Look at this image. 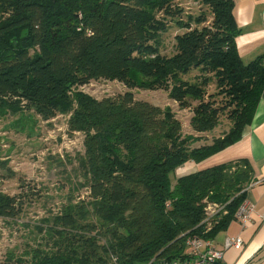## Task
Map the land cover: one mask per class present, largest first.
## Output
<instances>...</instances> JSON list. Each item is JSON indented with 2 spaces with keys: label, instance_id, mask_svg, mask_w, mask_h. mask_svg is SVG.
Here are the masks:
<instances>
[{
  "label": "trees",
  "instance_id": "obj_1",
  "mask_svg": "<svg viewBox=\"0 0 264 264\" xmlns=\"http://www.w3.org/2000/svg\"><path fill=\"white\" fill-rule=\"evenodd\" d=\"M197 1L208 11L185 13L177 0H0V116L67 115L68 132L84 135L72 162L89 191L41 219L42 242L0 264L183 260L189 237L213 238L236 218L252 181L247 159L171 177L241 140L264 91V55L245 63L238 51L234 1ZM170 20L182 31L167 55ZM99 79L129 90L96 98L79 89ZM136 87L165 90L190 108L195 132L183 133L171 106L137 99ZM223 114L230 129L196 146ZM209 202L227 212L206 231ZM22 203L0 191V217H17Z\"/></svg>",
  "mask_w": 264,
  "mask_h": 264
},
{
  "label": "rangeland",
  "instance_id": "obj_2",
  "mask_svg": "<svg viewBox=\"0 0 264 264\" xmlns=\"http://www.w3.org/2000/svg\"><path fill=\"white\" fill-rule=\"evenodd\" d=\"M177 3L184 8L185 13L197 15L208 11L197 0H177ZM169 25L163 47V53L167 55L175 52V36L182 31L171 20ZM196 74L198 71L191 73L192 76ZM79 89L96 98L116 96L129 90L120 81L106 79L92 80L79 86ZM132 91L137 99L161 107L171 106L182 122L183 133L195 132L190 126L191 109H181L176 101L168 97L167 91L138 87ZM214 91L215 84H210L208 92ZM24 113L28 120H18L20 116L12 113L0 116V191L18 196L23 202L17 217H0V263L6 260L10 251L21 254L25 249L42 242V235L37 230V226L42 224L41 219L57 213L68 197L80 199L89 194L88 189L80 185L79 176L74 175L72 162L77 153L84 151V135L68 132L67 115L44 120L33 112ZM231 125L229 116L223 114L221 124L213 131L201 134V140L195 145L210 142L218 134L228 131ZM185 167L183 164L171 174L174 181ZM28 193H31V202L28 201Z\"/></svg>",
  "mask_w": 264,
  "mask_h": 264
},
{
  "label": "crops",
  "instance_id": "obj_3",
  "mask_svg": "<svg viewBox=\"0 0 264 264\" xmlns=\"http://www.w3.org/2000/svg\"><path fill=\"white\" fill-rule=\"evenodd\" d=\"M233 1V15L240 29L236 37L237 48L242 60L249 63L264 55V0ZM213 139L205 144L212 143ZM240 159H247L253 167L246 200L254 206V212L245 227L235 218L210 239L216 248L224 249V264H264V91L241 140L199 163L186 162L179 176ZM237 235L243 237V246L225 249V240Z\"/></svg>",
  "mask_w": 264,
  "mask_h": 264
},
{
  "label": "built area",
  "instance_id": "obj_4",
  "mask_svg": "<svg viewBox=\"0 0 264 264\" xmlns=\"http://www.w3.org/2000/svg\"><path fill=\"white\" fill-rule=\"evenodd\" d=\"M206 218L204 222L207 224L206 231H209L214 223L212 217L220 212L226 213L223 205L209 202L205 208ZM254 212V206L245 200L235 214L236 219L241 222L242 227L247 225ZM244 244V239L241 235L229 237L225 240V249L234 247L240 249ZM188 252L187 258L183 260L164 261L160 264H224V249L216 248L210 238H204L194 235L187 240ZM148 264H158L150 261Z\"/></svg>",
  "mask_w": 264,
  "mask_h": 264
}]
</instances>
